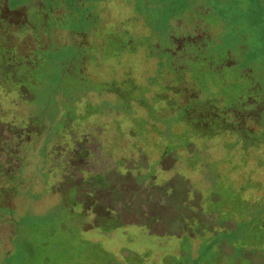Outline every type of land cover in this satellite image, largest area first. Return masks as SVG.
Wrapping results in <instances>:
<instances>
[{
	"label": "rangeland",
	"instance_id": "374dc122",
	"mask_svg": "<svg viewBox=\"0 0 264 264\" xmlns=\"http://www.w3.org/2000/svg\"><path fill=\"white\" fill-rule=\"evenodd\" d=\"M88 5L100 32L134 34L137 49L121 59L147 104L108 90V60L77 92L55 88L52 64L31 92L0 86V264H264V131L248 146L252 139L232 132L250 123L221 121L220 104L191 105L188 127L181 110L153 97L193 91L167 70L162 47L172 34L211 30V47L241 44L264 67V0ZM204 5L207 14L198 12ZM57 49L51 43L48 56ZM209 113L222 123L204 124Z\"/></svg>",
	"mask_w": 264,
	"mask_h": 264
},
{
	"label": "flooded vegetation",
	"instance_id": "af4514ba",
	"mask_svg": "<svg viewBox=\"0 0 264 264\" xmlns=\"http://www.w3.org/2000/svg\"><path fill=\"white\" fill-rule=\"evenodd\" d=\"M90 1L0 0V86L4 85L11 92H31L45 83V73L52 64L60 72L59 81L52 83L55 88L64 86L77 92L103 73L102 66L108 60L107 89L124 102L147 104V89L135 76L133 65L121 59L124 51L137 49L134 34L126 37L117 30L100 32L97 26L99 14L95 7L88 5ZM74 6L75 12L70 10ZM208 9L204 5L198 8V12L207 14ZM72 19L77 21L75 26L67 24ZM212 37L211 30L207 29L167 37L170 38L169 44L164 48L161 46L166 53L167 70L176 80L191 82L189 88L192 87L193 91L184 96L175 92L177 100H173L167 94L169 91L165 93L160 89L155 90L153 97L159 102L164 101L167 107L181 110L182 120L188 127L195 123L184 118L190 111L188 117L192 116L194 109L189 108L191 105L194 107L195 103L206 100L216 107L220 104L222 108L218 115L221 121L234 118L235 124L250 123L251 129L244 132L224 128L237 134L242 141L252 139L247 143L250 146L264 131V67L253 58L258 55L252 49L241 44L235 49L217 45L214 48L209 45ZM51 43L58 45L60 50L56 58L47 54L46 49ZM115 62L121 65V73H117ZM208 76L213 78V87L206 83ZM214 91L219 93L217 99ZM201 116L199 118L207 125L221 122L210 113ZM255 126L259 131L253 132ZM5 197L4 190L2 204H7Z\"/></svg>",
	"mask_w": 264,
	"mask_h": 264
},
{
	"label": "trees",
	"instance_id": "16d2710c",
	"mask_svg": "<svg viewBox=\"0 0 264 264\" xmlns=\"http://www.w3.org/2000/svg\"><path fill=\"white\" fill-rule=\"evenodd\" d=\"M252 51H253V52H255V50H254V49H252Z\"/></svg>",
	"mask_w": 264,
	"mask_h": 264
}]
</instances>
